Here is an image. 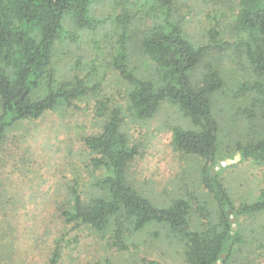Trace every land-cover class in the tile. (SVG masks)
<instances>
[{"label": "rangeland", "instance_id": "rangeland-1", "mask_svg": "<svg viewBox=\"0 0 264 264\" xmlns=\"http://www.w3.org/2000/svg\"><path fill=\"white\" fill-rule=\"evenodd\" d=\"M171 20L183 37L206 48L200 64L191 73L197 85L207 72L218 70L224 88L213 99L218 121L216 180L224 186L232 202L227 214L234 219L233 231L240 236L226 264H264V211L236 215L241 206L258 202L264 189V167L241 159L238 146L255 143L263 124L255 114V99L261 97L262 81L246 55V36L236 29L238 0H172ZM98 21L93 29H79L66 22L68 39L55 45L51 71L54 85L83 82L101 85L99 92L60 107L38 120L18 122L5 133L0 145V262L2 264H47L56 246L58 264H186L184 243L159 224H151L128 239V251L109 245L110 232L100 234L83 227L64 224L60 210L68 206L70 191L78 187L84 199L98 195L90 161L92 153L82 137L98 133L105 120L95 118L96 99L110 100L111 108L121 106L129 87L113 69L119 40L125 35L130 69L139 79L154 76V64L143 53L141 43L156 26V7L147 0H101L91 7ZM217 31V49L209 33ZM43 95L42 88L37 91ZM1 112V104H0ZM192 126L176 106L162 104L144 121L125 117L122 131L139 156L127 167L126 180L137 192L158 207L177 199L189 202V225L202 230L206 221L216 224L221 210L203 186L206 163L185 155L172 146V128ZM264 130V129H263ZM226 160H231L226 165ZM222 167L218 168L217 165ZM206 217V219H205ZM200 229V230H199ZM224 258V257H223ZM221 264V263H220Z\"/></svg>", "mask_w": 264, "mask_h": 264}, {"label": "trees", "instance_id": "trees-1", "mask_svg": "<svg viewBox=\"0 0 264 264\" xmlns=\"http://www.w3.org/2000/svg\"><path fill=\"white\" fill-rule=\"evenodd\" d=\"M101 0H0V145L9 128L25 120H38L50 111L71 108L75 102L100 91L83 82L54 85L51 60L55 45L68 39L66 22L79 29H93L98 21L91 7ZM156 7V26L141 43L143 53L154 64L151 79H139L130 69L125 49V35L119 40V52L112 60L113 69L129 87L125 109L111 108L110 100L96 99L95 118L105 120L101 130L82 137L84 145L96 156L90 166L101 173L95 180L98 195L84 199L77 186L71 189L68 206L60 210L64 224L73 229L86 227L100 234L110 232L109 245L116 251H128L129 237L151 224L162 225L169 234L184 243L186 264H226L240 242L233 231L227 209L232 208L227 190L216 180L210 168L218 159V121L213 99L224 88L218 70L204 74L197 85L191 73L200 64L206 48L186 40L179 26L171 20L172 0H147ZM236 29L246 36V55L261 79L262 94L256 98L255 117L262 122V134L250 146L240 147L241 159L264 167V0H238ZM218 32L209 33L210 41L222 50ZM44 89L43 95L38 90ZM176 106L192 126L172 128V146L185 155L206 163L203 186L221 210L220 221H206L202 230H193L188 221L190 204L177 199L158 207L137 192L126 180L128 165L139 156L128 135L122 131L125 117L135 121L152 118L164 104ZM264 211V189L258 202L241 206L236 215ZM206 219V217H205ZM60 247L56 246L47 264H58ZM224 255V258L221 257ZM0 264H2L0 262ZM97 264H111L104 260ZM146 264H157L148 261Z\"/></svg>", "mask_w": 264, "mask_h": 264}, {"label": "water", "instance_id": "water-1", "mask_svg": "<svg viewBox=\"0 0 264 264\" xmlns=\"http://www.w3.org/2000/svg\"><path fill=\"white\" fill-rule=\"evenodd\" d=\"M231 163V160H226V165H229ZM218 168H221L222 165L221 164H218L217 165ZM214 170H211V173H213ZM227 214H230V211L227 212ZM230 221L233 223L234 222V219L230 218ZM221 257L223 258L224 255H221Z\"/></svg>", "mask_w": 264, "mask_h": 264}]
</instances>
